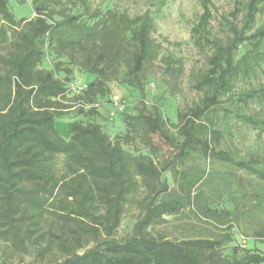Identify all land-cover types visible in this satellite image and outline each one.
Listing matches in <instances>:
<instances>
[{"label": "trees", "instance_id": "obj_1", "mask_svg": "<svg viewBox=\"0 0 264 264\" xmlns=\"http://www.w3.org/2000/svg\"><path fill=\"white\" fill-rule=\"evenodd\" d=\"M10 0H0V44L6 42L7 28L14 30L13 49L0 57V238L16 252L34 249L40 260L57 249L62 260L47 264H264V251L233 249L231 258L222 250L233 242L228 223L216 238H189L170 241L153 236L149 228L159 225L165 216L179 213L193 198L183 197L156 203L151 200L142 218L134 225L131 236L119 241L115 237L129 196L142 183L152 188L161 183L166 165L161 170L151 157L126 153L120 141L113 142L94 120L88 124L71 122L64 127L65 139L56 128L57 121L68 115L65 104L72 71L57 63L53 70L40 69L47 42L56 43L60 52L77 62L83 73L95 76L83 96V105L90 103V114L96 115L98 96L107 93L106 84L116 78L121 68L127 82L139 94L138 115H125L126 141L142 130L146 137L161 136L170 143L174 138L167 131L168 121L159 107L147 109L146 67L152 55L151 33L154 22L148 13L131 18L108 12L95 15L93 24L80 16H64L56 22L35 0L36 18L17 20L9 7ZM203 15L195 28L196 44L211 45L214 53L208 59L209 70L197 85L209 93L187 113L178 115V133L182 139L177 158L183 163L192 151L221 163L233 164L264 180V173L249 163L237 162L230 152L217 151L222 132L204 121L221 105V96L230 92L240 77L250 76L264 63L261 44L264 27L246 36L233 22L227 21L233 35L228 44L208 39L212 17L211 0H201ZM264 0H249L245 28L255 23ZM239 3L231 15L236 18ZM247 43L250 50L236 61L238 48ZM65 73L60 79L58 73ZM264 100V87L240 96L243 103ZM247 123L264 130V120L238 115ZM64 156V173L56 168L58 156ZM185 188H193L205 176L189 180L183 173ZM47 216L55 219L56 230L43 232ZM223 213L222 218H228ZM101 236L104 237L99 241ZM97 244L86 249V239ZM44 242V243H43ZM42 262V261H40ZM0 264H2L0 262ZM44 264V263H41Z\"/></svg>", "mask_w": 264, "mask_h": 264}, {"label": "rangeland", "instance_id": "obj_2", "mask_svg": "<svg viewBox=\"0 0 264 264\" xmlns=\"http://www.w3.org/2000/svg\"><path fill=\"white\" fill-rule=\"evenodd\" d=\"M38 4L51 13L54 21L59 22L64 16H80L82 21L93 24L108 12L126 14L131 18L150 15L154 22L151 33L152 55L146 67L145 84L146 105L149 111L154 106L160 108L163 118L168 121V134L174 138L173 143L161 136L146 137L142 130L131 141L124 138L127 123L124 116L138 115L139 94L127 82L126 70L107 82V93L96 100V115L90 114V103L82 104L78 97L83 96L87 86L95 76L83 73L77 62H73L69 52H60L56 43L47 42L44 47V58L40 69L53 70L57 63H63L62 69L72 71V83L67 86L65 104L71 109L68 115L57 121L56 128L60 134L69 139L64 127L80 121L85 124L95 121L107 133L113 142L120 141L129 155L149 156L162 169L170 165V170L163 172L160 182L166 183L168 191L156 183L152 188L145 186L138 178L137 189L129 196L121 224L115 233L119 241L128 239L134 225L144 216L147 204L156 199V203L183 197L188 192L193 198L179 213L165 216L164 221L149 228L155 237L170 241H181L189 238H216L221 235L228 223H233L231 236L233 242L222 250V256L231 258L233 249L240 251H264V180L233 164L204 157L194 150L181 163L177 158L182 139L178 133V115L187 113L209 93V89L199 90L198 83L208 72V59L214 53L211 45L200 47L196 44L195 28L204 13L201 0H37ZM249 0H211L212 17L208 26V39L228 44L233 35L227 21L233 24L246 36L254 35L264 27V4L257 15L255 23L246 29L247 4ZM239 11L235 19L231 15L235 4ZM9 7L17 20L36 18L35 0H10ZM95 15H102L95 18ZM6 42L0 44V57L13 49L14 30L6 29ZM250 50L247 43L242 44L236 52L239 60ZM264 52V41L261 44ZM64 79L66 74H56ZM264 87V63L248 77H240L234 82L233 89L221 96V105L213 110L204 121L213 124L222 132L219 144L214 145L217 151L230 152L237 162L249 163L253 168L264 173V130L259 126L247 123L238 115L264 120V100H251L243 103L240 96L253 89ZM64 156L56 159V172L64 173ZM183 173L189 180L205 176L193 188H185ZM229 213L228 218H222ZM55 219L47 216L43 223V232L55 231ZM103 236L99 239L102 241ZM85 252L97 242L87 238ZM44 243V242H43ZM62 260V254L55 249L50 255L40 260L34 249L27 253L16 252L0 238V262L2 264H47ZM42 261V262H40Z\"/></svg>", "mask_w": 264, "mask_h": 264}]
</instances>
